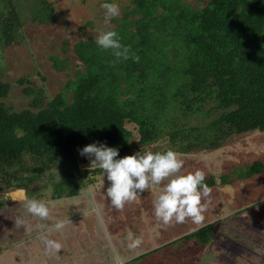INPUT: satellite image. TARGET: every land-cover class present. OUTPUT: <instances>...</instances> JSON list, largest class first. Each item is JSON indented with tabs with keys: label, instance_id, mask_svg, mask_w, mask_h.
Returning a JSON list of instances; mask_svg holds the SVG:
<instances>
[{
	"label": "trees",
	"instance_id": "obj_1",
	"mask_svg": "<svg viewBox=\"0 0 264 264\" xmlns=\"http://www.w3.org/2000/svg\"><path fill=\"white\" fill-rule=\"evenodd\" d=\"M114 1L119 13L102 30L88 20L76 42L62 41L50 55L64 76L51 95L37 69L13 82L4 74L6 48H27V29L52 24V3L0 0V197L16 192L26 203L81 195L104 179L77 153L93 141L118 147L119 157L147 149L192 155L264 133V0ZM106 30L128 46L127 59L95 43ZM68 52L76 59L73 69L70 57L61 58ZM13 86L20 87V106L12 102ZM256 165L233 178L222 174L219 182L229 186L258 175L264 167ZM202 182L217 186L215 179ZM10 201L0 198V209ZM220 227H200L172 247L180 241L206 247Z\"/></svg>",
	"mask_w": 264,
	"mask_h": 264
},
{
	"label": "rangeland",
	"instance_id": "obj_2",
	"mask_svg": "<svg viewBox=\"0 0 264 264\" xmlns=\"http://www.w3.org/2000/svg\"><path fill=\"white\" fill-rule=\"evenodd\" d=\"M49 2L54 9L55 21L27 29L32 39L27 48L23 45L6 48L4 77L13 82L18 77L33 75L37 69L52 95L63 83L64 76L54 70L50 55L58 51L62 41L70 45L76 42L80 37L78 29L86 21L92 20L95 28L100 30L107 21L100 7L103 0ZM66 57L71 58L73 69L76 59L71 52L61 55V58ZM31 79L40 83L36 77ZM11 94L13 104L20 106V87L13 86ZM177 159L182 162L177 174L199 170L203 180L215 179L217 182V186L199 198L203 205L199 222L189 216L182 221L173 218L164 222L155 215L153 202L170 177L145 187L120 207L106 196L107 181L100 177L77 197L42 202L47 208L45 216L29 212L26 203L19 201L23 200L21 194H4L0 198L8 197L11 201L0 209V264H42L48 257L59 254L62 248L71 251L73 259L74 256L79 260L83 257L85 262L93 260L91 264H95L96 260L91 257L94 247L100 249L97 251L100 261L105 259L101 256L103 252L108 255V264H122L142 252L165 244L170 246L174 240L205 225L221 226L206 247L197 242L180 241L175 248L165 250L161 247L135 264H192V260L198 264H264V171L257 176V181L246 179L229 186L219 182L222 174L233 178L237 173L245 172V167L257 166L258 162L264 167V133H248L231 140L216 152L177 155ZM256 190L258 194H255ZM230 207H234V211L228 209ZM229 213L232 214L222 219ZM180 256L183 259L179 260Z\"/></svg>",
	"mask_w": 264,
	"mask_h": 264
},
{
	"label": "clouds",
	"instance_id": "obj_3",
	"mask_svg": "<svg viewBox=\"0 0 264 264\" xmlns=\"http://www.w3.org/2000/svg\"><path fill=\"white\" fill-rule=\"evenodd\" d=\"M100 7L104 10L107 21L119 13V8L113 0H103ZM95 43L102 49H110L113 56L127 59L128 46L121 45L119 36L114 30L101 31L95 38ZM133 59L137 57L133 56ZM119 148L109 146L103 141H93L77 149L80 156L88 160L87 167H98L103 171L106 196L117 207L126 200H131L149 185H157L162 178L170 177L168 182L158 191L153 202L154 212L164 222L170 219L182 221L186 216L193 221L201 220L199 203L202 194H207L209 188L203 181V173L177 174L182 162L172 150L163 152L136 151L131 155L118 156ZM29 212L45 216L47 208L34 199L26 202Z\"/></svg>",
	"mask_w": 264,
	"mask_h": 264
},
{
	"label": "crops",
	"instance_id": "obj_4",
	"mask_svg": "<svg viewBox=\"0 0 264 264\" xmlns=\"http://www.w3.org/2000/svg\"><path fill=\"white\" fill-rule=\"evenodd\" d=\"M263 171H264V169L262 170V172L260 173V174H262L263 173ZM260 174H258V175H252V176H249V178H243L242 180H248V181H252V180H255V181H257L258 180V177L257 176H259ZM251 177L253 178V179H251ZM242 180H234L233 182H235V181H242ZM232 182V183H233ZM231 183V184H232ZM230 184V185H231ZM255 194H258V190H256L255 191ZM242 203V202H241ZM230 204V203H229ZM243 204V203H242ZM226 205H228V203L226 204ZM246 205H248V204H246ZM229 206V205H228ZM242 206H240L238 209H240ZM228 209H230V210H232V211H234V207H230V208H228ZM238 209H236V210H238ZM230 214H232V213H229V214H226L225 216H223L222 217V219H224V218H227V217H229V215ZM222 219H220V220H222ZM21 232H23V230H21V231H19V234H21ZM40 242H43V241H40ZM166 245V244H165ZM165 245H163V246H165ZM170 245L171 246H169L168 245V247H166L165 248V250L168 248V250L169 249H171V247H172V243H170ZM163 246H160V247H158V248H156V249H159V248H161V247H163ZM167 246V245H166ZM100 248V247H99ZM102 248V247H101ZM173 248V247H172ZM50 249H52L51 247H50ZM65 249H67V248H62V249H60L59 251V254H55V257L54 256H52V257H48V259H46L45 261H43V263L42 264H91L92 263V261L90 262V261H88V262H85L84 260H83V257H82V259L81 260H79V259H75V256H74V259H73V257H72V254H71V251H69V250H65ZM105 249V248H104ZM155 248H153V249H150V250H148V251H145V252H142V253H140V254H138V255H135L132 259H135L136 257H138V256H141V255H146V254H151V252L152 251H154V250H156ZM1 250L2 249H0V259H1V256H2V253H1ZM100 250V249H99ZM98 250V247H94L93 248V252L91 253V255H94V256H91L92 257V259H95L96 260V262L97 263H95V264H108V262H107V259H106V256L108 257V255L106 254V253H103L102 252V255L101 256H105V259H102L101 258V261L98 259L99 258V256H100V254L98 255V253H97V251H99ZM103 250V249H102ZM4 252V251H3ZM54 257V258H53ZM49 258H50V260H49ZM77 258V257H76ZM145 258H146V256H145ZM132 259H130V260H127V261H125L124 263H122V264H127L128 262H130ZM93 264H94V262H93ZM110 264H112V263H110Z\"/></svg>",
	"mask_w": 264,
	"mask_h": 264
}]
</instances>
